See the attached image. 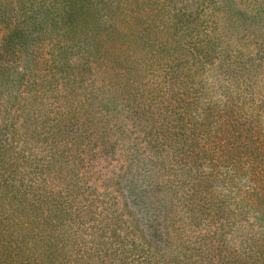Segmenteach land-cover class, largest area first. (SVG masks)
Here are the masks:
<instances>
[{"label":"rangeland","instance_id":"rangeland-1","mask_svg":"<svg viewBox=\"0 0 264 264\" xmlns=\"http://www.w3.org/2000/svg\"><path fill=\"white\" fill-rule=\"evenodd\" d=\"M0 264H264V0H0Z\"/></svg>","mask_w":264,"mask_h":264}]
</instances>
